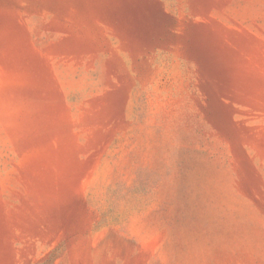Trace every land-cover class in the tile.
<instances>
[{
	"label": "rangeland",
	"instance_id": "obj_1",
	"mask_svg": "<svg viewBox=\"0 0 264 264\" xmlns=\"http://www.w3.org/2000/svg\"><path fill=\"white\" fill-rule=\"evenodd\" d=\"M0 264H264V0H0Z\"/></svg>",
	"mask_w": 264,
	"mask_h": 264
}]
</instances>
